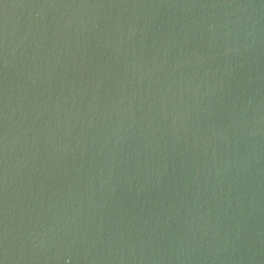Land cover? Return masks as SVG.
<instances>
[{"label": "water", "instance_id": "obj_1", "mask_svg": "<svg viewBox=\"0 0 264 264\" xmlns=\"http://www.w3.org/2000/svg\"><path fill=\"white\" fill-rule=\"evenodd\" d=\"M0 264H264V0H0Z\"/></svg>", "mask_w": 264, "mask_h": 264}]
</instances>
